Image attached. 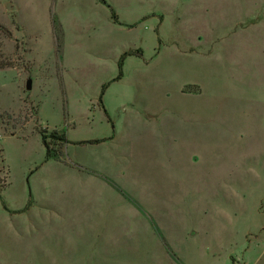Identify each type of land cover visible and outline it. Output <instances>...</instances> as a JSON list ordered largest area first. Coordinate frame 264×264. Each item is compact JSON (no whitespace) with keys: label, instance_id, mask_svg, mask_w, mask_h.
<instances>
[{"label":"rangeland","instance_id":"obj_1","mask_svg":"<svg viewBox=\"0 0 264 264\" xmlns=\"http://www.w3.org/2000/svg\"><path fill=\"white\" fill-rule=\"evenodd\" d=\"M237 1L0 0V264H264V28L227 43ZM45 128L170 249L21 138Z\"/></svg>","mask_w":264,"mask_h":264},{"label":"crops","instance_id":"obj_2","mask_svg":"<svg viewBox=\"0 0 264 264\" xmlns=\"http://www.w3.org/2000/svg\"><path fill=\"white\" fill-rule=\"evenodd\" d=\"M245 1H246V3H245ZM237 5H238V8H237L238 12H237V16H236V19H235V21H236L235 24L243 26V29H242L241 33L238 34L237 36L236 35H232V33H229L226 36L227 43H229V41H232L234 39V37H237L241 41H245L247 36H248V34H250L254 29L262 28V27L264 28V9L257 7L258 5H260L259 0H238L237 1ZM245 5L248 6L247 7L248 12H246ZM239 6H241V7L239 8ZM32 88H33V86H32ZM45 129H47L50 133L52 131H58V130H49L48 128H45ZM112 131H113L112 132L113 133V137H111L109 139H107V138L100 139L101 142L94 143V144H101V143H104V142H106V141H108L110 139H113L114 136H115V128L114 129L112 128ZM58 132H60V131H58ZM34 134H38L40 136V134L37 131H35V130L31 131L30 130L29 131V135L24 136L26 138H23V137H21V138L25 140V139L30 138V136H33ZM66 137H67V135H66ZM41 141H42V138H41ZM70 142L72 143V141H70ZM69 145H72V144L64 145L63 150H62V157L60 159H49V160H46V148L43 145V148H44V151H45L44 161L45 162L56 161L61 166L65 167V168H68V169H71V172H69L68 177L88 176V175H78V174H82V173L84 174V172H73L74 169H78V170H82V171L87 172L88 174L91 175L89 177H95L96 180H98L99 182L107 181V182L111 183L112 185H114L115 188L119 191V193L125 199H127L131 204H133L135 207H137L140 210H142L144 213H146L151 218V228L154 231L153 232L154 235L159 236L162 239V241L164 242V245L166 246V248L170 249L168 244L165 242V237H164V235H163V233L161 231V227H160L159 223L156 222L154 220V218H153L154 215L150 214V212L148 210L144 209L142 207V205L140 204V202L133 195L129 194L127 191H125L124 189L119 187L114 182L115 178H113V176L111 174L108 175L105 172H101L100 169L95 167V166L93 167V166L87 165L86 162L83 159L79 160V159L73 158V159L69 160L70 163H68L65 160V154H66L65 152L68 150ZM81 145H85V144H81ZM113 175H115V174H113ZM3 192L1 193V197H2ZM30 206H31V200L29 199V201L27 203V206L25 207V210H27ZM174 256H175V254H174Z\"/></svg>","mask_w":264,"mask_h":264},{"label":"trees","instance_id":"obj_3","mask_svg":"<svg viewBox=\"0 0 264 264\" xmlns=\"http://www.w3.org/2000/svg\"><path fill=\"white\" fill-rule=\"evenodd\" d=\"M112 13H113V18L118 23L116 14H115V12L113 10H112ZM53 21L55 22V18L53 19ZM53 21H52L51 25H52V29L54 31ZM0 30L4 31L8 36L12 37V33L10 32V30L7 27H5L3 25H0ZM56 40H57V47H58V49H60L61 45H60V42H59V38H57V36H56ZM58 42H59V46H58ZM138 54L141 55V50L138 51ZM130 55H133V53L129 52V53H125L124 55H122V57L120 59V62L118 64L119 76L117 77V80H120L122 78V76H123L122 68H123L124 60L126 59V57H128ZM11 65L12 64H9V63L8 64L1 63L0 64V68H4L6 66H10L11 67ZM100 103H102V98H100ZM112 128L114 129V126ZM36 131L40 134V136L42 138V143H43V145L46 148V160H49V159H60L62 157V152H58V151L56 152V150H54L52 148V145H51V143L49 141H52L54 144H57V143H62L63 145L71 144V142L66 137V133H64V132L53 131V132L49 133L47 130H42V129H36ZM23 138H26V137H23ZM99 142H101V140L89 141V142H80L78 144H94V143H99ZM3 152H4V150H2V153ZM9 178H10V171L8 169L7 170L6 179L4 181H2V184L0 185V197H1V193L9 185Z\"/></svg>","mask_w":264,"mask_h":264},{"label":"water","instance_id":"obj_4","mask_svg":"<svg viewBox=\"0 0 264 264\" xmlns=\"http://www.w3.org/2000/svg\"><path fill=\"white\" fill-rule=\"evenodd\" d=\"M26 89L28 91H31L32 90V81L30 79L26 83Z\"/></svg>","mask_w":264,"mask_h":264}]
</instances>
